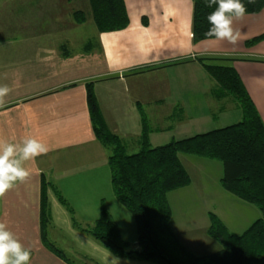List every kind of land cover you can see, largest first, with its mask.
Returning <instances> with one entry per match:
<instances>
[{
    "label": "crops",
    "instance_id": "1",
    "mask_svg": "<svg viewBox=\"0 0 264 264\" xmlns=\"http://www.w3.org/2000/svg\"><path fill=\"white\" fill-rule=\"evenodd\" d=\"M123 1L128 16L126 27L98 32L92 22V34H86L84 40L81 37L75 48L70 45L79 38L75 28L83 26L87 19L77 23L71 13L65 21L60 12L52 14L47 0H22L31 10L20 12L17 19H24L15 22L17 31L9 30L7 35L0 36V86L11 89L5 104L0 106V141L20 143L26 137H35L49 148L47 154L25 163L31 173L29 179L0 198V222L6 223L31 250L30 264H69L41 243L42 178L58 189L73 210L76 222L84 227L91 226L99 216L100 200L110 198L109 149L94 133L86 102L88 82H92L110 131L121 138L126 148L139 150L144 127L150 146H157L234 123L221 124L222 113L238 108L229 98L213 97L215 82L198 61L202 56L230 57L264 123V39L245 44L264 32V10L246 13L234 21L233 28L240 36L233 45L215 38L192 41V0ZM212 120L218 126L201 128ZM180 160L191 181L167 194L170 208L173 196L183 194L187 205L193 198L186 191L194 188L189 165L199 171L198 165L211 164L202 157L184 154ZM194 190V195L203 196L197 188ZM220 190L233 198L235 205L239 204L234 207V219L243 231L260 216L253 205L222 187ZM47 197L51 214L48 234L61 238L53 211L55 207L62 212L57 205L59 200L52 188H48ZM110 203L115 206L113 201ZM106 207L112 215L111 206L106 203ZM210 212L202 210L208 219ZM170 219L173 233L193 253L203 255L219 248L215 240L208 239L209 222L201 228L189 226L188 230L198 232V238L187 239L182 232H175L172 214ZM121 236L130 243L137 239L129 240L122 233ZM82 238L89 242L87 237ZM207 246H211L210 250L196 252ZM77 256L84 263L92 262L82 253ZM108 262L138 264L117 256L108 257Z\"/></svg>",
    "mask_w": 264,
    "mask_h": 264
},
{
    "label": "trees",
    "instance_id": "2",
    "mask_svg": "<svg viewBox=\"0 0 264 264\" xmlns=\"http://www.w3.org/2000/svg\"><path fill=\"white\" fill-rule=\"evenodd\" d=\"M92 22L98 32L120 30L127 26L128 16L123 0H87ZM192 41L208 39L204 33L210 27L207 15L217 5L206 7V0H192ZM246 13L264 10V0H241ZM73 17L77 23L85 22L82 10ZM264 39V32L245 42L253 45ZM233 58L202 56L198 61L214 80L212 95L217 100L231 99L241 110V118L232 124L197 133L189 137L172 139L150 146L147 129L141 134L138 151L128 153L121 138L110 131L98 105L92 82L86 85V102L96 138L109 149L107 164L110 168L112 192L119 204L133 217L137 239L124 240L119 226L100 200L99 216L91 226L79 225L73 210L58 189L42 178L40 193V238L50 252L70 261L65 252L49 239L51 214L47 197L52 188L59 202L72 215V222L90 235L114 256L132 260L151 261L156 264H264V123L248 95L238 73L231 65ZM191 155L220 161L223 190L236 198L254 205L260 216L242 233L227 230L222 221L209 213L207 235L219 248L207 254L190 251L173 233L170 226L171 208L167 201L170 191L190 184V175L180 155Z\"/></svg>",
    "mask_w": 264,
    "mask_h": 264
},
{
    "label": "rangeland",
    "instance_id": "3",
    "mask_svg": "<svg viewBox=\"0 0 264 264\" xmlns=\"http://www.w3.org/2000/svg\"><path fill=\"white\" fill-rule=\"evenodd\" d=\"M47 2L50 6L52 14L60 12L62 16L65 17V21L67 20L66 16H68V14L72 13L73 15V10H82L84 12L87 21L83 26L75 28V30L77 31L75 35H79V38L72 40L70 42V45H72L74 48L78 47L80 45L79 42L81 41V37L83 40L85 39L84 36L86 34L90 37L94 27L91 21L90 8L87 0H47ZM37 4L38 2H36V5ZM35 7L38 9L37 6ZM23 10L30 11L31 8H26V5L23 4L22 0H0V36L7 35L9 30L17 31V29H19V27L17 29L15 28V22H19L20 19L17 18H19V14H21L20 12ZM27 13L29 14L30 12ZM68 20L70 21V19ZM34 24H37V22H35ZM63 24H65V22H63ZM228 110L229 111L221 114V124H228L230 122H236V120H240L241 110L239 108L236 110ZM154 123L158 125L163 124V122L159 123L158 121H155ZM216 124V121L212 120L209 125L206 124L201 128H214V126H218ZM167 140L164 142H167ZM126 150L128 153H131L137 151L138 149H132L131 147H127ZM206 161H211V164H208L209 162H207V165H204L203 167L198 165L197 169L199 171H194L193 168L196 167L194 165H189L188 167L191 168L190 172L191 177L193 179L194 187L192 189L186 190L188 191L187 195L189 197H193L189 199V204L187 205L186 196H182L183 194L173 196V199L169 200V202H171V214L175 232H182L181 234L185 235V238L187 239H193L194 236L197 237L198 235V232L195 233V231H192L190 229L188 230L189 226L201 228L204 223L207 224L209 222L208 215L205 216V214L202 213V210L204 211V209L205 211H211V213L215 214L226 226L227 230L231 232L235 231L237 233H241L243 231V229L239 228L240 225H235L236 221L234 219V207L238 208L239 204L235 205L233 198H230L228 194H225V192L220 190L221 185L219 178H221L220 176L222 175L221 162L210 159H207ZM195 188L202 192V197L194 195V193H196L194 190ZM109 197L110 198H107L105 202L111 206L112 217L115 221H118L120 225V233H122V235L129 240L135 239L137 237V231L134 219L132 215L119 204L112 192L111 185L109 187ZM110 201H113V203H115V206L110 203ZM57 205L63 213L54 207V219L56 220V225L58 229L55 230L60 233L62 237L56 238L54 237V235H50L49 239L53 241L57 247H59L65 252L67 258L72 261L73 264H87L79 259L77 253H82V255L84 254V256H88L89 258H91L92 262H90V264H109L108 257L114 258L115 256L108 250H106L104 247L99 245L95 240H92L89 236H87L88 234H82L84 232L77 228V226L72 222V215L68 211V209L59 201L57 202ZM253 207L255 206L253 205ZM60 213L64 215L65 220L62 219ZM201 231L202 229H199V232ZM80 235L82 237H87V239H89V242L85 243L83 240L84 238H82ZM200 235L201 237L203 236L202 233H200ZM53 238H55L56 240H53ZM187 239L184 240L187 241ZM211 246H207V248L204 249L203 247H201V251L196 252H206L210 250ZM134 261H137L138 264H156L154 262L145 260Z\"/></svg>",
    "mask_w": 264,
    "mask_h": 264
},
{
    "label": "clouds",
    "instance_id": "4",
    "mask_svg": "<svg viewBox=\"0 0 264 264\" xmlns=\"http://www.w3.org/2000/svg\"><path fill=\"white\" fill-rule=\"evenodd\" d=\"M248 2L254 3V0ZM213 5L217 7L207 15L210 27L204 35L236 44L240 33L234 30L233 23L245 16V4L241 0H206V7ZM10 92L7 85L0 86V106L5 104V97ZM48 151V146L35 137H26L20 143L0 141V198L18 183L29 179L31 173L25 167L26 162ZM30 259L31 250L20 242L6 223L0 222V264H30Z\"/></svg>",
    "mask_w": 264,
    "mask_h": 264
}]
</instances>
